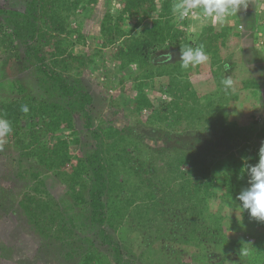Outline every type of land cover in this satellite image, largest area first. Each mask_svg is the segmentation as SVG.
I'll return each instance as SVG.
<instances>
[{
    "label": "trees",
    "instance_id": "1",
    "mask_svg": "<svg viewBox=\"0 0 264 264\" xmlns=\"http://www.w3.org/2000/svg\"><path fill=\"white\" fill-rule=\"evenodd\" d=\"M119 2V8L112 9L110 0L101 18L102 42L82 51L79 47L89 48L90 40L83 31L85 17L80 16L92 11L98 0H24L22 9L0 7V49L8 52L4 63L12 56L20 58L19 46H23V64L31 65L39 89L36 93L30 91L18 78L0 81V119L8 120L12 126L8 139L14 154L10 152L7 160L15 177L27 183L19 199L8 197L17 203V210L39 234L43 246L59 248L65 257L63 264H138L137 260L147 258L149 253L158 256L151 244L162 236L168 219L162 220L160 215L169 209L187 213L189 221L181 222V226L185 225L182 240L184 250L197 248L191 252L196 264H225L232 260L233 264H261L264 222L242 211L238 206L241 202L236 200L247 187V166L251 161L258 163L257 153L264 143V120L257 119L254 112L242 124L234 115L230 117V92L244 91L238 95L243 100L250 91L258 95L257 100L262 102L263 98L259 79L250 75L251 58H246L249 53L240 47L242 58L237 65L236 53L226 49L225 56L223 52L232 39L239 41L238 32L213 24L192 31L189 26L193 19L179 21L173 15L176 0H161L162 8L155 15L152 12L157 0ZM241 17L239 10L232 19ZM249 17L253 23L254 15ZM252 39L256 44L258 39ZM199 44L209 55L205 64L218 69L220 81L226 73L225 62L246 76L241 84L223 92L214 120L207 123L198 120V113L215 95L198 96L196 91L184 90L180 83L181 77L201 66L183 70L180 48ZM258 44L264 45V39ZM108 48L110 63L105 59ZM166 52L172 54L171 61L162 55ZM259 55L262 60V49ZM85 69L104 74L102 83L107 85L111 80L108 71H117L123 86L126 79L131 81L132 92L125 93L123 102L114 98L111 104H131L137 115L150 109L153 130L167 129L168 134L180 136L176 146L175 139L174 147L168 143L158 150V158L152 159L146 156L150 145L143 147L138 135L132 134L124 142L118 127L104 117H94L95 95L81 76ZM163 76L174 82L163 91H175L168 101L155 106L148 89ZM5 83L8 88L3 87ZM25 104L29 107L27 114L21 111ZM255 106L251 102L248 110ZM78 122L86 129H78ZM84 130L94 143L92 150L83 147ZM203 132H216L218 136L205 144ZM194 134L192 143L183 140L185 135ZM75 147L81 154L75 153ZM0 153L6 155L4 151ZM68 165L73 169L67 170ZM210 165L218 173L217 185L224 189L223 203L242 212L240 229L231 222L234 233L227 234L222 214H216L209 202L208 189L216 185L215 177H209ZM50 173L66 186L59 198L49 191ZM0 208L7 210L2 200ZM174 236V240L178 239ZM138 244L141 249L136 259L134 249ZM100 245H105L109 254ZM218 247L223 248V256L219 262L211 263L208 248L214 252ZM244 251L247 256L242 255ZM10 254L6 246H0V259L11 258ZM157 259L158 264H169L166 259Z\"/></svg>",
    "mask_w": 264,
    "mask_h": 264
},
{
    "label": "rangeland",
    "instance_id": "2",
    "mask_svg": "<svg viewBox=\"0 0 264 264\" xmlns=\"http://www.w3.org/2000/svg\"><path fill=\"white\" fill-rule=\"evenodd\" d=\"M155 3L157 6L155 8L156 10L152 12L154 15L157 14L158 11L162 8L161 0H157V2ZM120 4L121 3L119 2V0H113L112 9L119 8ZM109 5L110 0H98L96 7L92 11L83 13V15L80 16L85 17L83 31L90 40L89 48L79 47L80 51L96 48L98 44L102 42V40L99 39L100 21ZM0 7H14L22 9L24 7V0H0ZM230 19L231 22L226 25L228 27H231L233 32L237 31L238 34H242V37L239 38V41L234 38L231 40V42L233 43L225 44L226 46H229V48H225L224 46L225 49L223 50V52L225 56H227V54L225 53L226 49H228V51L232 52L233 54L236 53L237 55L235 56V59L237 61V65H239L238 60L242 58V51L240 50V47H243L245 45L243 48L246 49L245 51H247V53H249V55L247 54L246 58H251V62L249 63V66L252 67L250 68V75H253L254 79H259L261 83V96L263 97L261 99V102L257 100L258 95L250 91V95L246 100L244 99V101L242 96H238L245 93L244 91L238 93L230 92L228 100L229 104L233 105V111L230 113V117H233L234 115L237 118L238 122L242 124L246 122L248 117H251L252 112H254L257 119L260 120L261 118L264 120V55L263 58H261V61L259 59L260 49H262V51L264 52V45L258 44V46H256L257 48H254V46H247L249 34L247 35L246 28L244 26L239 27V24L242 23L240 21L241 19H232V17ZM133 23L134 21H132V24ZM208 24H212L210 20L203 21L193 19V22L189 27L192 31H199ZM213 25H215L216 28L221 27L220 24ZM109 50V48L105 50V59L108 63L111 62V51L109 52ZM23 51V46L20 45L19 53L21 57L16 58V56H12L7 63H4L5 58L8 56V52L6 53L3 51V49H0V81L5 79L18 78L25 84V86H27L30 91H33L34 93L39 92L36 82L37 80L31 70V65H28V67H26L23 64ZM256 56L257 58L259 57V61L253 60V58H255ZM109 72L111 76L109 85L102 83L103 81H105V76L102 77L104 74H98V71L90 72L89 70L85 69L81 74V76L85 80L86 85L89 89L92 90L95 95L94 104L92 106L94 117L98 119L104 117L107 122L110 121L111 123H113V125L118 127V129L122 131L121 136L124 142L128 141L130 137H132V134L138 135V137H140V143H142L143 147L146 144L150 145V152H147L148 155L146 156H151L152 159L158 158V150L162 147H166L168 143H172L175 139L176 140L173 143H175L174 146H176V142L179 140V138H181L180 136L175 133L168 134L167 129H160L157 131L153 130V126L155 125L149 122V116L151 115L150 109H146L141 115H137L132 112L131 104H127L126 106H119L115 102L114 105L111 104L114 98L123 102V96H127L126 94L129 90L132 92L133 83L126 79L125 85L123 86L122 82L119 81V73H117V71H108V73ZM218 74L219 73L217 68L212 69L206 64H201L200 70L193 71V73H187L188 76L181 77L180 83L183 87H185L184 90L196 91L198 96H203L205 94L215 95L210 96V98L212 97V100H208V104L204 107L203 111L201 113H198V120L202 123H207L209 120H214L215 113L219 108L221 100L224 98V91L221 88L222 85L220 83ZM224 74V77L230 76L233 79L234 87H236L239 83L241 84L242 80L246 79V76H244L243 73L241 74L236 67L231 68ZM184 80H188V83L183 82ZM173 83L174 82H172L169 78L163 76L157 79L154 87L148 89L149 97L154 102L155 106H159L160 104L170 99L171 94L173 93V91H175V89H171L170 92L169 90L167 92H164L163 88L166 85L169 84L170 86ZM3 87L8 88L6 83ZM160 88H162V90ZM251 102L255 103L256 106L251 110H248L249 104ZM76 127L78 129H86L81 122H78ZM215 136H218L216 132H203L201 137L204 139V143L206 142L205 144H208V140L215 139ZM194 137L195 134L185 135L183 137V140L188 143H192V141L195 140ZM83 138L85 144V146L83 145V147H87L88 150H92L94 148V143L89 139L86 130H84L83 132ZM3 139L5 140L3 151L6 153V155L0 153V200H2V204L7 208V210H3L0 208V246H6L9 249L11 258H1L0 264H63L65 262V257L59 251V248H55L57 246L52 245L43 246L39 234L33 229L30 223L25 219V217H23V215L17 210V203L13 204V200L8 197L10 196L14 199H19L22 196L23 192L26 190L27 183L18 180L13 174V171L10 168L9 162L7 160L8 154L10 152L13 153V149H11L13 147L9 143L8 135ZM173 143L170 145L172 146ZM74 151L77 154H81V151L77 147L74 148ZM257 154L259 157V152ZM250 163L251 165H254L253 163L255 162L251 161ZM211 166L212 165L209 166V177H215L214 183L216 185H214L213 188L208 189L210 194L209 202L212 206V210L216 212V214H222L223 218L221 221L223 224V229L226 230L227 234L234 233L235 231L230 229L231 222L234 221L236 224L235 228L240 229L241 222H243L241 214L242 212L238 208H233L232 205L229 206L223 203L222 199L224 197V189L217 185L218 176L216 175H218V173L217 171H215V169H212ZM72 169V165H68L67 170ZM47 183L49 191L53 194V196H55L56 198L63 196L66 190V186L59 177L50 173L47 178ZM4 196L6 197L5 199ZM186 214L187 213L185 211L179 214V211H173L172 209H169L166 213L160 215V218L162 220L168 219V223H166L162 228V236L155 240V244H151L156 250H158L157 254L159 257L156 254L151 255L149 253L147 257L148 259L146 257H140L137 260L139 262L138 264H158L157 258H159L160 260L166 259L169 264H183L186 262L189 264H196L195 260H193L192 258L191 252L195 251L197 248L192 247L191 250H184L185 245L182 240V235L185 234V231H183L185 229V225L182 224L181 226V222H186V220L189 221ZM174 235H177L178 239L174 240ZM150 239V237H146L147 241H150ZM100 246L102 251H105L109 254L105 245ZM140 249L141 247L139 246V244L134 249V255H136V259L139 256ZM208 249V256L211 263L219 262L221 260V257L223 256V248L218 247V250L216 249V251L214 252L211 251V248ZM152 259H157V261H153ZM147 260H151L154 263ZM232 262L233 260L227 261L225 264H233ZM70 264L76 263L71 262ZM261 264H264V261Z\"/></svg>",
    "mask_w": 264,
    "mask_h": 264
},
{
    "label": "clouds",
    "instance_id": "3",
    "mask_svg": "<svg viewBox=\"0 0 264 264\" xmlns=\"http://www.w3.org/2000/svg\"><path fill=\"white\" fill-rule=\"evenodd\" d=\"M246 0H176L172 5V13L179 20L186 18L194 20L211 21L212 24L224 26L231 22V17L237 15L241 7H247ZM197 10H199L197 12ZM166 60H172V54H162ZM209 61V55L203 44L196 47L185 45L180 48V67L183 70L194 68ZM224 71L228 72L230 65L224 63ZM222 90L228 92L234 88V81L230 76H225L220 81ZM25 114L29 112L27 104L21 106ZM12 132L11 123L6 119H0V151H3L5 140L3 139ZM247 187L243 188L236 196L241 210H247L250 217L264 222V143L259 149V160L254 165L247 166ZM247 256L248 252H242Z\"/></svg>",
    "mask_w": 264,
    "mask_h": 264
},
{
    "label": "crops",
    "instance_id": "4",
    "mask_svg": "<svg viewBox=\"0 0 264 264\" xmlns=\"http://www.w3.org/2000/svg\"><path fill=\"white\" fill-rule=\"evenodd\" d=\"M246 2L248 6L246 8L241 7L240 9V12L242 13V17L239 19H241L240 21L242 23L239 24V27L244 26L246 28L247 35L249 34V39L247 40V46H250V47L254 46V48H257L256 46L258 44V40L264 39V0H246ZM253 15L255 17V21L253 23H250L251 19L249 16H253ZM241 37H242V34H239V38ZM252 38L258 39L256 40L257 41L256 44L252 41L254 40Z\"/></svg>",
    "mask_w": 264,
    "mask_h": 264
}]
</instances>
